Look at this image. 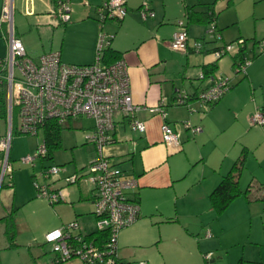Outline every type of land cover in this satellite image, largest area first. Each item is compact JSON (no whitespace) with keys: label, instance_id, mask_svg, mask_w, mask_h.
<instances>
[{"label":"crops","instance_id":"1","mask_svg":"<svg viewBox=\"0 0 264 264\" xmlns=\"http://www.w3.org/2000/svg\"><path fill=\"white\" fill-rule=\"evenodd\" d=\"M3 1L0 0V16ZM105 1L69 0L70 21L61 26L55 14V0H13V22L17 9L28 18L14 25L15 33L33 58L57 51L65 63L90 64L94 62L100 30L94 19L95 8ZM125 1V18L119 23L106 21L104 30L113 34L110 48L119 52L127 64L131 96L136 104L151 107L161 97L171 96L175 88L193 93L208 86L197 75L204 65L214 61L210 52L181 53L169 46L176 22L187 21L191 12L203 18L211 11L215 17L221 40L207 44L206 50L243 38L246 39L243 55L250 62L245 73L234 74L233 57L230 56L228 64L223 63L224 57L216 61V71L229 75L231 86L211 108L204 109L197 103L191 105L192 110L182 105L166 107L165 120L179 134V146L162 142V119L147 110L136 115L145 123L141 133L132 131L127 119L116 122L114 142L105 146L102 153L135 179L136 187L129 197L140 207L138 220L118 234L119 259L124 264L141 260L148 264H264V126L249 123V117L256 110L264 111V51L258 47V42L264 40V0H146L153 12L146 20L138 10L144 0ZM4 30L0 23V58L7 51ZM187 30L190 43L205 38L206 25L202 22H190ZM22 36L29 38L26 41ZM81 118L92 121L86 128L87 141L86 135L94 122L88 117ZM80 119L69 120L64 125L71 127ZM184 122L200 127V131L191 132L183 126ZM212 127L222 135L229 133L220 146L214 142L219 135L208 136ZM41 130L43 137L30 141L19 160L33 152L44 139V128L38 132ZM16 135L22 134H13ZM244 148L247 157L239 186L249 194L237 197L217 215L209 194ZM11 149L12 146L11 185L3 186L9 191L12 207L33 198L36 192L33 181H41L40 170L45 160L32 166L36 170H32L28 180L23 173L15 172ZM79 171L83 174V167ZM74 173L80 175L62 166L61 172L51 178L52 184L58 185L50 190L61 193L56 202L59 204L51 206L54 225L58 228L76 220L80 231L89 234L94 231V187L85 179L67 182L66 178ZM83 184L89 186L83 188ZM86 202L89 204L85 205ZM85 207L88 209L84 211ZM49 253V256L46 252L38 253L35 264H50L54 255ZM206 253H212L209 260L204 258ZM61 264L84 263L73 258Z\"/></svg>","mask_w":264,"mask_h":264},{"label":"built area","instance_id":"2","mask_svg":"<svg viewBox=\"0 0 264 264\" xmlns=\"http://www.w3.org/2000/svg\"><path fill=\"white\" fill-rule=\"evenodd\" d=\"M13 0H4L0 23L4 25L7 51L0 58V94L4 98L7 119V133L0 136V188L11 185L12 165L10 161L11 139L14 133L36 136L48 121L63 126L69 120L88 117L94 125L86 139L92 143L98 156L90 160L83 168V174H71L66 180L76 183L85 179L94 187L93 210L94 231L101 237L82 233L76 220L62 224L44 235L45 243L51 246L54 259L50 264L62 263L73 258L84 264H122L117 252V240L120 231L134 224L140 216V207L129 193L136 187L134 178L113 164L103 155L105 146L114 142L113 132L116 122L127 119L134 132H143L145 123L136 115L147 110L162 119L160 125L161 139L166 145L179 146V134L165 120V109L169 106H185L192 110L193 103L206 109L217 102L231 86L229 75L214 73L204 75L200 72L197 79L205 81L208 86L196 94L183 88H175L171 96H163L151 107L136 104L132 100L130 77L126 62L120 58L110 63H103L102 56L111 44L113 34L103 27L106 21L121 20L127 9L125 0H107L96 7L95 18L99 23L96 39L95 58L90 64H69L61 60L57 51L48 52L33 58L27 54L20 38L15 35L13 22ZM69 0L55 1V14L61 22L70 19ZM143 20L153 16L148 3L144 0L139 8ZM206 34L212 44L221 40V35L211 20ZM209 44V43H208ZM245 40L240 38L220 43L209 50L214 62L229 55L233 57L234 74L246 72L249 60L241 58V49ZM172 50L188 53L201 52L204 44L200 40L189 42V35L184 20H178L176 29L169 42ZM264 51V40L259 43ZM13 112L19 122L13 126ZM253 126H264V111L256 110L250 117ZM183 126L191 132L200 131V127L184 122ZM48 154L44 139L35 150L20 158L22 164L33 166ZM62 170L61 165L43 166L40 170L41 181L34 180L33 185L38 197H45L50 204L61 198V193L52 192L47 182ZM207 237L209 234H206ZM212 253H206L209 260ZM136 264H148L138 261Z\"/></svg>","mask_w":264,"mask_h":264},{"label":"rangeland","instance_id":"3","mask_svg":"<svg viewBox=\"0 0 264 264\" xmlns=\"http://www.w3.org/2000/svg\"><path fill=\"white\" fill-rule=\"evenodd\" d=\"M25 19L28 20V18L22 16L17 9L14 14V25L18 26L19 23L23 21L25 22ZM61 26H63V24H61ZM28 38L29 37L24 36L23 40L27 41ZM229 60L231 62L230 56L227 55L223 58V63L228 64ZM12 122L14 127L18 125L19 119L16 112H13ZM91 123V120L81 118L78 120V123L72 124L71 127H66V125L61 127L60 145L52 149V158L46 159L44 161L45 165H61L65 166L70 173L76 171L81 174L79 169L87 165L90 160L97 157L98 153L93 144L87 143L85 140V133L87 131L86 128L91 125ZM6 133L7 119L0 117V136L5 135ZM215 135L219 136L215 137ZM20 136L25 137L26 139H17ZM208 136L215 137L216 139L214 142L216 145L220 146L223 137H228L229 133H224L222 135L221 133H218V130L212 127L208 131ZM41 137H43V130L40 131L37 137L29 135H16L12 138L11 159L13 160V167L15 172L23 173L28 180L32 170L36 169L31 165L22 164L18 158L24 154L21 152L30 141H36V138L39 140ZM47 182L49 183V186H51L50 188L58 185L55 183L52 184V179ZM240 182L242 188H244V181L241 180ZM89 184H83L82 187L86 188ZM33 193V198L30 199L29 202L20 204L16 203L11 207V196L7 187L2 186L0 188V217L12 209L15 210L14 216L17 231L14 241L16 246L14 248L7 249V241L3 235V225H0V264H35V261L37 260L36 255L38 253L46 252L45 255H50L49 251H51V246L45 243L44 235L47 231L56 227V225H54V216L51 211V206H56L59 203L51 205L47 198L38 197L36 192ZM60 204L67 205L65 202H61ZM88 204L89 203L86 202L85 205ZM5 206H8L6 207L7 211L5 210ZM87 209L88 208L85 207L84 211Z\"/></svg>","mask_w":264,"mask_h":264},{"label":"trees","instance_id":"4","mask_svg":"<svg viewBox=\"0 0 264 264\" xmlns=\"http://www.w3.org/2000/svg\"><path fill=\"white\" fill-rule=\"evenodd\" d=\"M69 4H70V2H69ZM125 5H126V1H125ZM140 7H141V5L139 6V8ZM126 9H127V6H126ZM70 14H71V12H70ZM126 14H127V12H126ZM126 14H125V16H126ZM125 16L123 17V19L125 18ZM94 19L97 22V20L95 18V13H94ZM123 19L113 20V21L119 23ZM179 20H184V19H179ZM211 20H213L215 22V17L211 11H208L207 15H205L203 18H201L200 14H197L195 12H191L187 17V21H185V20L184 21L186 22V26L190 22H202L206 25V28H207V25L209 24V22ZM58 21H59V24L64 25L65 23L69 22L70 19L67 22H61L58 18ZM98 25H99V23H98ZM215 27H216V24H215ZM103 29H104V27H103ZM216 29H217V27H216ZM15 35H16V33H15ZM197 40L202 41L204 44V48L201 50V52L209 51V50L205 49L206 45L208 43L211 44L210 39L208 38V36L206 34V31H205V38H201V39H197ZM244 40H245V44H246V39H244ZM259 43H260V41L258 42V47H259ZM244 48L241 49V55L240 56H241V58L248 60L243 55ZM120 58H121V54L119 52L111 49L110 46L104 50L103 56H102V60H104V62H106V63L113 62V61L120 59ZM216 70H217V65H216V62H214V61L211 64L204 65L202 67V72L204 73V75L214 73ZM193 93L196 94L197 92H193ZM217 102H214L208 108H211ZM5 109L6 108H5V104H4V98H3L2 94H0V117H5V112H6ZM60 130H61V126L58 125L54 121H48L44 125V142L47 145L48 154L45 157V159H43V161L46 159H51L52 158L51 157L52 149L54 147L60 145ZM246 157H247V149L244 148L241 151V154L239 155V157L234 161L230 171L227 174H225L224 176H222V178L219 181V183L217 184V186L209 194V201L211 203V206H212L214 212L217 215L222 213L226 209V207L237 197H239V196L247 197L248 196L249 191L247 189L242 190L239 186V177H240V174L243 170ZM50 165H56V164H48V165H44V166L47 167ZM94 193H95V191H94ZM14 215H15V210L12 209L7 215L0 218V223H2L4 226L3 235L5 236L6 241H7V245H6L7 248H14L16 246L14 243V240H15L17 231H16V224H15ZM93 234L95 235V237H101V236L104 237V235H99V233L97 231H93L90 233V235H93ZM53 259H54V257H53ZM55 264H61V263H55ZM122 264H124V263L122 262Z\"/></svg>","mask_w":264,"mask_h":264}]
</instances>
